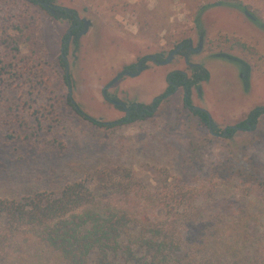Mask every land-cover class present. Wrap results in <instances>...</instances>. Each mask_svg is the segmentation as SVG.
<instances>
[{
  "label": "rangeland",
  "instance_id": "374dc122",
  "mask_svg": "<svg viewBox=\"0 0 264 264\" xmlns=\"http://www.w3.org/2000/svg\"><path fill=\"white\" fill-rule=\"evenodd\" d=\"M239 3L246 9L234 5ZM55 4L92 20L86 34L73 36L68 43L64 64L69 22L30 0H0V199L50 191L76 180L85 181L96 195L129 192L127 201L132 203L139 200L138 194L148 192L159 202L180 206L186 222L214 223L217 242L229 238L234 248L241 247L230 252L242 256L258 251L260 262L264 113L252 132L215 136L185 107L181 89L163 100L153 115L111 127L77 115L68 97L71 86L73 99L87 115L103 122L124 118L125 113L104 97L108 84L129 67L136 68L145 55L166 58L188 40L196 47L202 28L204 47L192 55L193 61L229 53L245 58L260 74L246 92L235 62L210 57L205 98L210 111L219 116L214 105L229 119L255 103L263 108L264 29L252 17L264 22V0H55ZM174 60L152 65L136 77L124 75L109 93L131 101L138 96L149 104L164 92L166 71L179 65L187 70L181 56ZM193 103H200L197 90ZM224 127L219 125V130ZM170 189L183 192L182 205L166 193ZM192 191L193 199L188 198ZM244 222L248 235L244 231L236 242ZM184 232L187 238L197 234L193 226ZM212 244L213 250L217 243Z\"/></svg>",
  "mask_w": 264,
  "mask_h": 264
},
{
  "label": "trees",
  "instance_id": "16d2710c",
  "mask_svg": "<svg viewBox=\"0 0 264 264\" xmlns=\"http://www.w3.org/2000/svg\"><path fill=\"white\" fill-rule=\"evenodd\" d=\"M30 1L41 7L42 2L50 4L57 12L56 17L67 19L72 33L78 34L76 10L56 5L55 0ZM234 5L246 9L240 3ZM252 19L264 29L261 19ZM67 37L68 33L65 39ZM185 43L187 48L191 41ZM67 47L64 54H67ZM223 57L240 66L242 79L248 86V63L230 55ZM61 58L64 64L63 55ZM6 67L4 64V71L8 72ZM192 70L189 77L181 70L169 72L165 91L150 107L158 106L182 86L186 91L185 106L192 108L194 114L208 125V112L191 107V91L196 87L201 95L200 84L210 78V73L202 64L192 65ZM68 80L66 75L67 83ZM105 98L110 100L106 91ZM68 103L77 115L95 125L111 127L120 123H105L88 116L71 97H68ZM263 113L262 107L253 109L249 117L256 121ZM151 115L153 113L149 112L148 116ZM144 117L133 113L128 122ZM120 193L116 190L96 195L85 181L76 180L50 191H33L19 198L0 199V264H245L248 261L264 264V258L256 261L258 251L252 257L242 256L239 254L241 247L234 248L229 238L217 242L213 238L217 227L214 223L184 221L180 206L172 202H159L152 194L142 192L138 194L139 200L132 203L127 201L129 192ZM166 193L182 205L183 192L170 189ZM193 193L188 198L193 199ZM187 226L195 227L197 234L187 238L184 232ZM244 231L248 235L246 222L239 227L236 242ZM214 241L217 247L212 250L210 246ZM231 249L239 251L231 253Z\"/></svg>",
  "mask_w": 264,
  "mask_h": 264
},
{
  "label": "flooded vegetation",
  "instance_id": "af4514ba",
  "mask_svg": "<svg viewBox=\"0 0 264 264\" xmlns=\"http://www.w3.org/2000/svg\"><path fill=\"white\" fill-rule=\"evenodd\" d=\"M47 5H50V4H47ZM51 6V5H50ZM52 7V6H51ZM43 8H45L49 13H51L47 8H46V6H43ZM53 8V7H52ZM54 17H56V14H57V12L55 11V13H51ZM79 14H78V17H77V19H78V23H77V27L79 28V32H78V34H74V33H72V27H71V24H70V22L67 20V19H59V20H67L68 22H69V28L67 29V32H66V34L68 33V37H67V39H65V41H64V43H63V53H62V55H63V57L64 56H66L65 54H64V48L66 47V45H68V43L72 40V38H73V36H75V39H78V37L80 36V32L84 29V27H85V24H84V22H82L80 19H79ZM57 18V17H56ZM58 19V18H57ZM66 36V35H65ZM185 46H186V43L185 42H182V43H180L176 48H174L173 50H175V49H178V51H177V53L175 54V57L176 56H181L182 58H183V61H184V63L185 64H187L188 65V68H187V70H184V69H174V70H172V71H175V70H181V71H183L185 74H186V76L187 77H189V76H191L192 75V65H194V64H201V63H196V62H194L191 58H192V55L193 54H195L196 52H194V51H192L191 49H193V46H192V43L191 44H189L188 46H187V48H185ZM173 50H171V52L173 51ZM170 52V53H171ZM169 53V54H170ZM152 56H154V57H152ZM169 56V55H168ZM167 56V57H168ZM166 57V58H167ZM174 57V58H175ZM166 58H163L162 57V55L161 54H148V55H145V56H143V57H141V59L139 60V62L137 63V65H136V68H134V67H129L128 69H126L127 71L129 70V71H132L133 73H136L137 72V70H138V68L139 67H141L142 68V70H141V72L138 74V75H135V76H133V75H128V76H131V77H136V76H139L144 70H146V69H149L150 67V64H156V65H161V64H159V62H161V61H163V60H165ZM65 59V58H64ZM66 60V59H65ZM173 61V60H172ZM171 61V62H172ZM238 65V64H237ZM239 66V65H238ZM240 67V66H239ZM171 72V71H170ZM249 72H250V70H249ZM124 75H122L121 77H120V79L119 80H121V78L123 77ZM240 76H241V78L243 77V75H242V73H241V68H240ZM166 79H167V76H166ZM118 80V81H119ZM243 80V79H242ZM117 81V82H118ZM68 82L70 83V75H69V80H68ZM167 82V81H166ZM244 82V81H243ZM109 88H111V87H109ZM109 88L106 90V93L108 94V96H109V98H110V100L108 101V102H110V103H112L113 105H115L117 108H119V110H121V111H123L124 113H125V117L124 118H122V119H120V120H116V121H118V122H120V123H122V122H128V120L133 116V113H137V114H139V115H141V116H148V113L149 112H152L153 114L158 110V107H159V105L158 106H151L150 107V105L155 101V99L157 98V97H159L160 96V94L159 95H157V96H155L152 100H151V102L149 103V104H144V103H142V102H139L138 101V99H137V96H135V100L134 101H131V100H129L128 98H122V97H120L119 95H114V94H111V93H109ZM182 90L183 91V102H184V96L186 95V91H185V88L184 87H182V86H180V87H178L177 88V90H176V92L175 93H177L179 90ZM194 90H197V88L196 87H193L192 88V91H191V99H192V106L191 107H193V109H196V108H194V106H198V105H196V104H194L193 103V97H194ZM165 91V90H164ZM198 92V91H197ZM174 93V94H175ZM162 94V93H161ZM174 94H172V95H174ZM199 94V93H198ZM171 95V96H172ZM170 96V97H171ZM104 97H105V90H104ZM106 99V98H105ZM168 99V98H167ZM166 100V99H165ZM142 104L143 105H145V106H142ZM185 105V104H184ZM186 108H188L189 110H191L192 111V108H190V107H187V106H185ZM200 107V106H199ZM257 108H260L259 106H257V107H255L254 109H257ZM264 108V107H263ZM253 110V109H252ZM251 110V111H252ZM193 112V111H192ZM85 113V112H84ZM194 113V112H193ZM250 113V112H249ZM249 113H248V115L246 116V119L244 120V121H242V122H237V123H235V124H232V125H228V126H225L224 128H223V130L221 131V130H219V125H217L214 121H213V119H212V124L210 123V118H209V122H208V127H209V129H210V131H211V133L213 134V135H215V136H218V135H224V136H233V135H235L236 134V132H243V131H247V132H252V131H254L257 127H258V123H259V118H260V116L262 115H259V117H257V119H256V121H251V119H250V117H249ZM209 114V113H208ZM244 123V124H243Z\"/></svg>",
  "mask_w": 264,
  "mask_h": 264
},
{
  "label": "crops",
  "instance_id": "0c3cea01",
  "mask_svg": "<svg viewBox=\"0 0 264 264\" xmlns=\"http://www.w3.org/2000/svg\"><path fill=\"white\" fill-rule=\"evenodd\" d=\"M248 37H250V36H248ZM203 50V49H202ZM202 52V51H201ZM201 52H199V53H201ZM201 55V54H200ZM232 55V54H231ZM215 56H219L218 54H211V55H206L205 57H203V59L202 60H200V61H198V60H195L194 62H196V63H201L202 65H204L207 69H208V71H209V73H210V70H209V68H208V66H207V62L209 61V58L210 57H215ZM236 57H239V58H241V59H243L245 62H247L248 63V65H249V67H250V72H249V84H248V86H246L245 84H244V82L242 81V79H241V76H240V67L235 63V65L237 66V68H236V74H237V76H238V78H239V80L244 84V87H245V91L246 92H249L251 89H252V87H253V83H254V79H256L257 78V76L258 75H260V74H257V73H254V71H253V69H252V67H251V64L248 62V61H246L245 60V58H242L241 56H237L236 55ZM175 59V58H174ZM173 59V60H174ZM175 61V60H174ZM152 65H153V67H152ZM156 64H150V68L149 69H152V68H154V66H155ZM152 67V68H151ZM174 69H183L182 68V66H177V67H175ZM173 69V70H174ZM146 70H148V69H146ZM146 70H144L141 74H143L144 72H146ZM167 71H166V75H167ZM140 74V75H141ZM261 74H264V73H261ZM210 77H211V73H210ZM209 80H210V78L207 80V81H203V82H201V88H202V94L200 95V94H198V97H199V100H200V103H199V105L198 106H200V107H202V108H204V109H206L207 111H208V113L211 115V117H212V119H213V121L217 124V125H225V126H228V125H231V123H232V121H235V120H237V121H235V122H240L244 117L246 118V116L248 115V113L253 109V108H255L256 106H260V102L259 103H255L253 106H249L248 108H246V109H244V110H242L241 112H239V113H237V114H234L233 116H231V118H229V119H227V118H225L224 117V114H222V111L220 110V109H218V108H216V106H214L213 105V107H214V109H215V111L217 112V114L219 115V116H216L215 114H213L211 111H210V103L209 102H207L206 101V103H205V98H206V89H207V83H209ZM166 87H167V82H166V86H165V89H166ZM137 99H138V101L140 100L139 99V97L137 96ZM151 101V100H150ZM149 101V102H150ZM139 102H141V101H139ZM142 103H144V104H148V102L146 103V102H142ZM77 104V103H76ZM197 105V104H196ZM262 116V115H261ZM261 116H260V118H259V121H260V119H261ZM241 119V120H240Z\"/></svg>",
  "mask_w": 264,
  "mask_h": 264
},
{
  "label": "water",
  "instance_id": "95a60500",
  "mask_svg": "<svg viewBox=\"0 0 264 264\" xmlns=\"http://www.w3.org/2000/svg\"><path fill=\"white\" fill-rule=\"evenodd\" d=\"M42 5H43V6H46V8H47L51 13H55V10H54L50 5H47L46 2H42ZM79 19H80L82 22H84V24H85L84 29L80 32V35H84V34H86V33L88 32V30L90 29V27H91V25H92V20H91V19H88V18H86V17H83V18L79 17ZM204 42H205V31L201 28V29L199 30V42H198V45H197L196 47H194L193 49H191V50L194 51V52H196V53L201 52L202 49H203V47H204ZM177 51H178V49L173 50V51L169 54V56H168L165 60L159 62V64H161V65H166V64L171 63V61L174 59L175 54L177 53ZM218 55H219V56H222V57L225 56V55H230V56L236 57V56L231 55V54H229V53H220V54H218ZM152 57H154V56H152ZM64 58L67 59L66 56H64ZM236 58H239V57H236ZM65 68H66V74H67V76L69 77V74H70L69 65L66 64ZM141 70H142V68L139 67L136 73H133L132 71H129V70H128V71H127V70L123 71L122 73L118 74V76H117L116 78H114V79L108 84L106 90H107L110 86H112L113 84H115V83L120 79V77H121L122 75H133V76H135V75H138V74L141 72ZM106 90H105V91H106ZM70 97H71L72 101H73L74 103H76V101H75V100L73 99V97H72V88H71V86H70ZM194 108H196V109H201V110H204V111L208 112L206 109H204V108H202V107H199V106H194ZM88 116H89V115H88ZM209 118H210V120H211L210 123L212 124L213 121H212V117H211L210 114H209ZM105 123L116 124V123H118V121H116V120H115V121H106Z\"/></svg>",
  "mask_w": 264,
  "mask_h": 264
}]
</instances>
